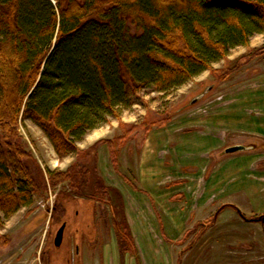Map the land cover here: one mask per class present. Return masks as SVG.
Instances as JSON below:
<instances>
[{
  "label": "rangeland",
  "instance_id": "374dc122",
  "mask_svg": "<svg viewBox=\"0 0 264 264\" xmlns=\"http://www.w3.org/2000/svg\"><path fill=\"white\" fill-rule=\"evenodd\" d=\"M263 46L264 33L255 34L250 47H236L227 62L214 64L233 69L224 80L205 71L167 93L142 91L121 110L122 122L170 117L145 138L139 129L115 141L126 128L110 117L78 142L84 154L61 156L36 124L22 120L19 134L35 160L29 165L45 182L32 205L0 228V264H77L83 241L100 246L117 238L122 247L117 222L143 235V247L163 252L169 264H264V226L257 219L264 216V53H255ZM105 139L115 141L117 166L106 144L96 146ZM235 144L257 148L222 155ZM75 163L88 170L80 183L49 181V171ZM75 184L96 196L82 197ZM101 186L108 187L103 198ZM61 226L63 242L56 247Z\"/></svg>",
  "mask_w": 264,
  "mask_h": 264
},
{
  "label": "trees",
  "instance_id": "16d2710c",
  "mask_svg": "<svg viewBox=\"0 0 264 264\" xmlns=\"http://www.w3.org/2000/svg\"><path fill=\"white\" fill-rule=\"evenodd\" d=\"M259 33L264 0H0V228L32 205L45 182L29 165L35 160L19 134L22 120L36 124L61 156L84 154L78 142L110 117L126 128L115 141L139 129L145 136L169 114L128 124L123 108L147 88L167 93L205 71L226 79L233 69L214 64ZM115 141L96 146L106 144L117 166ZM87 174L75 163L48 179L80 183ZM75 186L82 197L96 196L81 190L86 184ZM97 190L100 198L108 193ZM117 229L121 250L131 251L128 225L117 222Z\"/></svg>",
  "mask_w": 264,
  "mask_h": 264
},
{
  "label": "crops",
  "instance_id": "0c3cea01",
  "mask_svg": "<svg viewBox=\"0 0 264 264\" xmlns=\"http://www.w3.org/2000/svg\"><path fill=\"white\" fill-rule=\"evenodd\" d=\"M147 135L145 136L142 135V138H145ZM235 145L246 146L245 144H235ZM256 148L257 146L253 145V148L251 149L255 150ZM251 149H247L235 153H226L225 152L226 148H225L224 151L222 152V155L223 154L232 155L236 153L238 154L245 151H250ZM233 159H239V158H233ZM131 235L134 239V249L131 251L129 250L122 251L121 248H119V242L117 238L116 240H114V243L110 242L111 244L106 243L100 246L98 243L97 244L94 243V245H89L87 243H84L83 241V245L77 248V253H78L77 264H169L168 262H166V258H165L166 256L163 252H158V254L155 255L150 253L148 247L147 248L143 247L144 244L148 243V241L143 238V235L138 234L132 228H131ZM97 241L99 242L101 240H99L98 238Z\"/></svg>",
  "mask_w": 264,
  "mask_h": 264
},
{
  "label": "water",
  "instance_id": "95a60500",
  "mask_svg": "<svg viewBox=\"0 0 264 264\" xmlns=\"http://www.w3.org/2000/svg\"><path fill=\"white\" fill-rule=\"evenodd\" d=\"M211 89H212V87L208 88L204 94H202L201 96H198L197 98H194L191 101V103L194 104V103L198 102V100L200 98H202L206 93H208ZM251 148H253V146L234 145V146H230V147L226 148L225 152L226 153H235V152L244 151V150L251 149ZM262 220L264 221V217H262ZM64 231H65V226H61L60 229L58 230L57 234H56V237H55L56 247L61 246V244L63 242Z\"/></svg>",
  "mask_w": 264,
  "mask_h": 264
},
{
  "label": "flooded vegetation",
  "instance_id": "af4514ba",
  "mask_svg": "<svg viewBox=\"0 0 264 264\" xmlns=\"http://www.w3.org/2000/svg\"><path fill=\"white\" fill-rule=\"evenodd\" d=\"M264 217V216H263ZM260 222L263 223V226H264V221L262 220V216H259V218H257Z\"/></svg>",
  "mask_w": 264,
  "mask_h": 264
}]
</instances>
